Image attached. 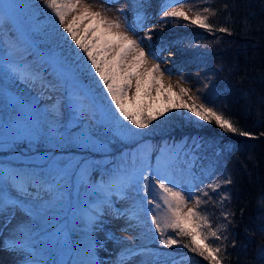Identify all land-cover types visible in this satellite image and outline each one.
<instances>
[{
    "label": "rangeland",
    "instance_id": "rangeland-1",
    "mask_svg": "<svg viewBox=\"0 0 264 264\" xmlns=\"http://www.w3.org/2000/svg\"><path fill=\"white\" fill-rule=\"evenodd\" d=\"M35 1L27 4L25 0H15L17 6L11 13V18L6 10L4 20L0 23V156L4 155L7 160L15 159L14 167H10L9 173L6 167L0 165V191L4 201L21 202L19 206L9 205L5 212L7 218L13 221L9 220L3 226L1 223L0 264H3L1 258H5L6 264H25L34 254H41L34 260L40 258L43 260L42 264L56 258L58 264H65L72 253L75 254V261H91L92 264H166L175 255H170L169 251L176 252L177 249L175 245L166 246L162 242L164 237L155 230L151 217L153 214L162 215V210H155L154 204L146 202L153 196L144 191L142 186L139 190L130 189L125 192L121 211L115 221L110 219L111 224L96 222L92 226L90 243L94 247L88 248L85 240L75 237L73 218L82 216L88 209L89 202L105 200L107 196L104 188L99 185L85 186L87 173L85 177L83 170L78 167L84 163L83 155L76 153L74 158H66L61 152L64 149L58 148V145L70 143L83 146L88 143L91 123L96 124L105 113L94 95L68 73L61 57L58 58L52 53V49L45 46L46 41L36 43L29 34L34 30L33 24L36 25V5L42 4L40 0ZM165 1L167 0H83L93 10L101 11L109 18H118L125 30L131 28L129 35L140 42V46L149 54L147 67L159 64L164 72L165 87L171 84L173 91L178 93L176 85L179 81L190 89L189 95L198 97L197 103H204L221 112L209 103L214 85L211 75L196 59L201 51L191 33L195 25L183 18L165 17L163 13L172 8L166 6ZM183 5L190 17L197 10L203 14L204 2L201 0H186ZM119 9L123 11L120 12ZM70 19L71 15L68 17ZM58 22L57 19L56 25L64 28ZM49 30L53 31L54 28L45 25L43 34L40 35H50ZM158 87L156 85L152 88L149 102L158 105L168 103L165 95L157 97ZM134 92L135 84L130 96ZM184 99L187 100V97ZM177 109L180 114L188 112L187 109ZM106 115L111 119L112 116L107 111ZM103 122L108 123L109 120L102 119L101 123ZM37 123L41 129L39 138L29 135V130ZM52 144L61 153L51 151ZM147 151L146 146L122 151L119 160L134 159L138 162L135 167L137 172L149 164L150 153ZM167 151L156 155L153 163L155 166L147 169L146 175L154 176L159 169L163 176V169L176 157V154L170 155L172 151ZM20 155V160L31 161L33 166H39L48 175L50 191L46 192L42 200L11 194L13 192L9 188L17 176V166H21L18 164L19 160L11 156ZM7 163L8 161H0V164ZM89 170L90 166L87 172ZM11 172L14 173L10 174ZM76 172L77 176L72 183ZM18 176L33 180V175ZM174 178L178 191L184 192L186 196L192 194L188 203V207H192L199 198L197 193L194 195L193 190L195 174L184 170L174 175ZM80 186H83L81 190ZM114 187L118 192V185L114 183ZM70 190L77 197L72 193L68 198ZM29 192L34 191L29 189ZM152 192L154 195L155 190L152 189ZM16 193L23 194L20 191ZM143 195L146 198L144 205L141 203L140 206ZM68 208L75 210L76 216L64 217ZM25 209H31V214ZM36 234L40 236L37 246L30 247L26 244V252L14 251L5 246L25 243L24 239ZM167 234L168 232L165 236ZM155 247L158 253L156 256L149 249ZM78 249L82 253L91 254V258L81 260L82 257L76 254ZM7 251L11 252L10 256L6 255Z\"/></svg>",
    "mask_w": 264,
    "mask_h": 264
},
{
    "label": "trees",
    "instance_id": "trees-1",
    "mask_svg": "<svg viewBox=\"0 0 264 264\" xmlns=\"http://www.w3.org/2000/svg\"><path fill=\"white\" fill-rule=\"evenodd\" d=\"M25 1L28 4L35 0ZM184 1L167 0L165 5L176 7ZM201 1L204 7H211L216 13L210 23L217 28L229 29L224 33L209 32L195 26L191 31L201 51L196 59L212 77L214 91L209 103L231 118L237 127L251 132L252 137L225 132L214 122L202 121L189 111L180 114L177 108L159 116L147 128L135 129L115 113L110 97L94 75V69H90V62L82 50L76 47L64 28L56 25L58 18L43 4H37L36 25L33 24L34 30L29 34L36 43L46 41L45 46L52 49L58 58L61 57L72 78L105 107L101 105L105 116L100 117L96 124L91 123L92 128L88 129V143L83 146L59 144L58 148L64 151L54 149L55 144H52L50 150L56 154L63 152L69 159L76 153L82 154V162L90 166L87 177L84 175L87 184L108 183L109 195H113V200L120 207L124 195L113 192L112 181L122 172H135L138 165L134 159L120 161L121 152L146 146L150 153L147 160L154 167L156 155L172 151L170 155L176 154V157L163 169V176L174 182V175L181 171L189 170L195 174L194 195L197 193L205 202L201 210L207 211L213 227L220 228V235L226 237L215 242L224 249L225 264H264V231L261 230L264 227V0ZM45 25L54 30H49L50 35L42 37L40 34H43ZM147 102L150 103L149 98ZM106 111L111 114V119ZM102 119L109 122L101 123ZM122 125L134 129L137 134L129 135ZM11 157L20 160L22 156ZM21 162L31 163L25 159ZM76 176L77 172L72 183ZM229 179L230 184L223 182ZM218 181L220 186L215 191L208 187ZM72 192L70 190L69 196ZM205 192L208 196L204 195ZM188 196L193 197L191 193ZM224 197L227 199L222 200ZM145 198L146 195L141 197L140 206L141 203L144 205ZM117 212L119 215L120 211ZM105 213L113 215L109 211ZM224 214H227L226 218ZM168 235L172 233L169 231ZM175 246L177 251H169L170 255H175L166 264H208L182 244ZM149 249L152 255L158 254L157 247Z\"/></svg>",
    "mask_w": 264,
    "mask_h": 264
},
{
    "label": "snow or ice",
    "instance_id": "snow-or-ice-1",
    "mask_svg": "<svg viewBox=\"0 0 264 264\" xmlns=\"http://www.w3.org/2000/svg\"><path fill=\"white\" fill-rule=\"evenodd\" d=\"M41 3L58 18L59 23L64 25L67 36L75 42L78 49L82 50V54L90 62V69H94V75L99 78L107 96L110 97L115 113H118L123 121L130 122L135 129H145L159 116H164L173 108H180L194 113L202 121L214 122L225 132L244 137L253 136L251 132L237 127L236 123L222 112L204 103H197L198 97L189 95L190 89L184 87L179 81L176 85L178 93L173 91L171 84L165 87L164 72L159 64L147 67L149 54L140 46V42L129 35L131 28L125 30L118 18H109L101 11L93 10L92 6L84 3L83 0H41ZM16 6L15 0H0V23L4 20L6 10L11 18V13ZM163 14L165 17L183 18L189 24L209 32L229 31L227 27L217 28L210 23L211 17L216 14L211 7H204L203 14L197 10L195 15L190 17L184 10V5L179 3L177 7H172L170 11H165ZM70 15L71 19L68 20ZM133 83L135 92L130 97ZM156 85H159L156 89L157 97L165 95L168 103L158 105L147 102L152 88ZM184 97H187V100ZM122 126L127 128L129 135L137 134L127 125ZM40 134L41 129L38 123L29 130V135L35 138H39ZM78 167L86 174L89 165L84 162ZM151 167L149 163L135 173L122 172L113 183L118 185V190L121 192L130 189L139 190L141 186L144 191L155 190L154 195L149 191L153 198L147 199L146 202L150 205L154 204L155 210H162V215L153 214L151 221L155 225V230L164 237L162 242L166 246L182 244L191 252L197 253L208 264H225L226 257L222 255L224 249L215 242L226 237L220 235V228L213 227L207 211L201 210V205L205 202L197 198L193 206L188 207L191 197L178 191V185L170 177L162 176L159 169L154 176L145 174ZM223 182L230 184L231 180ZM219 186V181L208 185L213 191ZM204 195L208 196V193L205 192ZM20 203L4 201L0 198V214L5 213L9 205L19 206ZM25 210L31 214V209ZM224 215L226 218L227 214ZM261 230L264 231V227ZM169 231L172 235L165 236V233ZM5 246L14 251H28L23 242ZM25 264H42V262L26 260ZM78 264H92V262H78Z\"/></svg>",
    "mask_w": 264,
    "mask_h": 264
}]
</instances>
